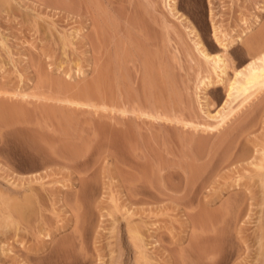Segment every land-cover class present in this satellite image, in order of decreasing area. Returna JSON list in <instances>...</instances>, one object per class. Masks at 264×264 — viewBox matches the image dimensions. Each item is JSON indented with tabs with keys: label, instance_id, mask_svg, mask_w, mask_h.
<instances>
[{
	"label": "rangeland",
	"instance_id": "rangeland-1",
	"mask_svg": "<svg viewBox=\"0 0 264 264\" xmlns=\"http://www.w3.org/2000/svg\"><path fill=\"white\" fill-rule=\"evenodd\" d=\"M176 2L181 18L167 0H0V91L41 98L0 125L23 145L0 144V264H192L193 236L202 246L217 223L208 244L221 237L232 254L222 264H264V181L255 174L264 168V88L230 106L224 86L204 89L216 75L188 32L192 24L211 55L224 51L212 22L226 41L250 27L243 41L257 35L264 46V0ZM243 41L227 50V81L253 59ZM113 104L136 111L117 143ZM229 108L234 117L218 126ZM209 158L243 160L203 168L219 174L200 188L210 203L202 207L185 187L190 165ZM132 172L146 186L140 194ZM32 179L30 190L23 180ZM227 204L238 211L226 216Z\"/></svg>",
	"mask_w": 264,
	"mask_h": 264
},
{
	"label": "bare ground",
	"instance_id": "bare-ground-1",
	"mask_svg": "<svg viewBox=\"0 0 264 264\" xmlns=\"http://www.w3.org/2000/svg\"><path fill=\"white\" fill-rule=\"evenodd\" d=\"M167 7H168V9H169V12L170 13H172V15L173 16H178V14H179V12H178V10H177V2H176V0H167ZM180 16V18L182 17L181 15H179ZM179 16H178V18H179ZM184 19V17L182 18V20ZM257 19V18H256ZM257 22H259V19H257L256 20V22H255V25H256V23ZM188 23V22H187ZM212 23H214L215 24V22H212ZM214 24H212V29H213V31H212V35H213V37L216 39H214L215 41H216V43L218 42V45L224 50L223 51V53L221 54H215V55H211V54H209L208 52H206V50H205V47H204V44H203V42H202V40L200 39V36H199V34H198V32H197V30H196V28L191 24L190 25V23H189V25H190V29L188 28L189 27V25H187L188 27V32H190L191 34H193L194 33V37L196 38V39H194V43H196L195 45V47H197V50H199L198 52H200V54L202 55V57L206 60V61H208V62H210L211 64H212V69H213V72H214V74L216 75V78H215V80H212V81H210V79L209 78H205V79H203V80H201L200 81V83H201V85L203 86V88L204 89H206V88H208V87H210L211 85H216V86H224L225 87V90H226V93H225V101H226V103L228 102V104L227 105H229L230 106V103H232L233 101H235L237 98H239V97H243L242 98V101L241 102H247V101H250V98H252L254 95H253V93L255 94V91L256 90H262V88H264V46H262V43H260V42H258L257 40H259V38H256V36L257 35H255V37L254 38H250V39H246L245 41H243L244 40V37L247 35V33L248 32H250V30H251V28L249 27V28H246L247 30H245L240 36H237V38H235V39H232V40H228V41H226L225 39H223V38H220L221 36L219 35L218 36V34H217V31H218V27H216ZM257 24H259V23H257ZM264 25V24H263ZM248 27V26H247ZM262 27V26H261ZM262 28H260V30H261ZM259 30V31H260ZM264 30V29H263ZM262 30V31H263ZM264 32V31H263ZM259 34L258 35H260L261 33L260 32H258ZM193 37V36H192ZM193 37V38H194ZM256 38V41H257V43H255L256 41L254 40ZM230 39V38H229ZM260 40H261V37H260ZM244 42V46H245V48L246 49H248V51L250 52V54L249 55H251L252 57H253V59H251V61L250 62H248L247 63V65L246 66H244V68H241V69H238V70H236V71H233V75H232V78L231 79H229L228 81L226 80V79H228L227 77H228V70H229V65H230V63H229V65H228V61H229V57H228V55H226V53H227V50H228V48H229V46L232 44V43H235V42ZM255 41V42H254ZM3 42V41H2ZM262 42V41H261ZM258 43H259V45H258ZM4 44V43H3ZM2 44V46L4 47V45ZM125 51V50H124ZM248 52V53H249ZM124 52H122V54H123ZM116 54V53H115ZM120 55V54H119ZM126 55H123V58L122 59H124V57H125ZM122 57V56H121ZM138 57H140V56H138ZM228 57V58H227ZM251 57V58H252ZM113 60V59H112ZM142 60H143V58H142ZM113 65L115 66V68L113 67V74H114V77L117 79V75H118V71H117V64H118V55L115 57V59L113 60ZM142 63V62H141ZM147 65V64H146ZM142 66V65H141ZM145 66V65H144ZM232 66V65H231ZM143 68V67H142ZM144 69V68H143ZM233 69V68H232ZM147 70V69H146ZM234 70V69H233ZM144 72V71H143ZM146 72V71H145ZM149 72V71H148ZM150 74V73H149ZM145 76H146V74H145ZM227 81V82H226ZM116 87H117V84H116ZM118 90V89H117ZM117 90H115V92L117 93ZM11 93H8V92H1L0 91V125L2 126H8V128L9 127H11V125H14V123H16L17 121H18V119L20 118L19 117V114H20V112H21V110H22V108L24 107V106H22L23 104H30L31 103V101H30V99L31 98H35L37 101H39V99H41L40 97H36V96H28V95H23V96H21V98H18V96L16 95V94H11ZM253 95V96H252ZM45 99V101H48V100H53V101H56V102H60V103H66V104H69V105H75V106H77V107H90L91 106V104L90 103H82V102H77L76 100H73V99H68V98H44ZM11 100H18L19 101V103L20 104H18V103H14V102H11ZM230 100V101H229ZM248 103V102H247ZM239 105H241V104H239ZM22 106V107H21ZM228 106V107H229ZM226 108H227V106H226ZM228 109V108H227ZM24 111V110H23ZM43 111V110H42ZM111 111H112V113H113V118L112 119H114L112 122V124H113V127H114V134H113V142L114 143H117L118 142V138H120L119 137V134H118V132H119V129H120V127H119V124L121 123V121L123 120H125L126 119V116H128L129 117V114H134L136 111L134 110V109H130V108H128L127 106H124V107H121V106H119L118 104H113L112 105V107H111ZM227 111V110H226ZM235 110H230V108H229V111L228 112H222L220 115H219V117H220V119H219V124H218V126H220V127H224L225 126V124H227L228 122H229V120H231L232 118V116L234 117V115H233V113L235 114V112H234ZM44 114H46V113H44ZM214 118V117H213ZM22 119V118H21ZM170 122H172V120L170 119ZM10 125V126H9ZM121 125V124H120ZM7 128V127H6ZM212 129V128H211ZM3 130V129H2ZM2 130L0 129V144H1V146H7V145H9V143L10 144H15V145H17V143H15L14 142V140L13 139H11V137H9V134H7V133H4V132H2ZM121 130V129H120ZM42 131V130H41ZM123 131V130H122ZM211 131H213V130H211ZM33 132V131H32ZM32 132H29L30 133V135H31V137H32ZM124 132V131H123ZM23 133H24V131H23ZM25 133H28V132H25ZM28 133V134H29ZM41 133V132H40ZM126 133V132H125ZM125 133H123V134H125ZM64 134V133H63ZM8 135V136H7ZM60 135V134H59ZM64 136V135H63ZM121 136V135H120ZM124 137V136H123ZM121 139V138H120ZM25 140V139H24ZM59 140V139H58ZM124 140H125V138H124ZM127 141V140H126ZM30 142V141H29ZM46 143V142H45ZM52 143V142H51ZM57 145V144H56ZM114 145V144H113ZM0 146V147H1ZM17 146H19V148L20 149H23V145L21 144H19V145H17ZM55 146V145H54ZM116 146V145H115ZM60 147V146H59ZM57 148V147H56ZM55 148V149H56ZM64 148V147H63ZM43 149V148H42ZM54 149V150H55ZM70 149V148H69ZM57 151V150H56ZM39 152V151H38ZM71 152V151H70ZM75 152V151H74ZM53 153V152H52ZM58 153H60V152H58ZM66 153H68V152H66ZM77 155V154H76ZM75 155V156H76ZM58 156V155H57ZM72 156V155H71ZM215 159V158H214ZM226 159V161L228 160V159H230V158H225ZM225 159H223L222 161L223 162H221V163H217V162H215L212 158H209V159H206V161H203V162H200V160L198 161V160H196V162H194L193 164H191L190 165V167H189V172L191 173H188V174H190L189 175V184H186V185H188L187 187H185V188H187V190L189 189L190 191V193L192 192V199H191V203L193 202L194 204L195 203H197V204H201V206L203 205V203H207V202H202L201 201V199L202 198H200L199 199V192H200V188L201 187H205V185L206 184H208V177H210V176H213V172L212 171H210L209 173H205V171L206 170H204L203 168H207V167H209L210 165H212V163H213V166H214V168H212V169H216V167H221V166H223V165H225V164H227V163H231V161H239V160H243V158H234V160H230V161H225ZM245 159V158H244ZM251 165V164H250ZM253 165V164H252ZM259 165V164H258ZM212 167V166H211ZM259 167V171L260 172H256L255 174L257 175V177H258V179H260L259 180V182L261 183V186H262V184H263V181H264V172H262V170L264 169L263 168V165L262 164H260L259 166H257L256 165V169ZM263 168V169H262ZM208 169V168H207ZM237 169H239V167L237 168ZM174 170V169H173ZM215 173L216 172H218V173H216V174H214V176H217L218 174H219V171H217V170H213ZM171 172H174V173H179V171H171ZM185 174V173H184ZM131 175V182H130V180L128 181V182H130V189H131V191L132 192H134V194H140V193H142L143 191H144V189L146 188V186H145V184H144V182H143V180L141 179V177L139 176V174L137 175V174H135V173H133L132 172V174H130ZM207 175V176H206ZM255 176V175H254ZM207 177V178H206ZM211 178V177H210ZM35 179V178H34ZM34 179H32V180H30V181H28L27 180V182H24L25 180H23V183H26L28 186L27 187H29V189L30 190H32L33 188V186H31V183L32 182H34L33 180ZM206 179H207V181H206ZM20 181H22V180H20ZM207 182V183H206ZM264 185V184H263ZM151 188H155V187H153V186H150ZM149 187V188H150ZM175 189H177V187L175 188ZM28 193V192H27ZM29 197V196H28ZM244 197L247 199V201L248 200H251L250 199V195L248 194V193H246V191L244 192ZM30 198V197H29ZM27 200H28V198H27ZM23 201H25V198H24V200ZM29 201V200H28ZM210 201H212V200H210ZM210 201H208V203L210 202ZM210 204V203H209ZM209 204H206V205H209ZM228 205V204H227ZM249 205H251V203L249 204ZM195 206V205H194ZM197 207H198V205H196ZM200 205H199V207H201ZM204 206V205H203ZM202 206V207H203ZM238 207V205L236 204V206H235V204L233 205V204H229L228 205V207H226L225 206V213L223 212V214H225L226 216L228 215L226 212H228V211H230V210H232L233 208L234 209H236ZM237 209H239V208H237ZM236 209V211H238ZM205 213V212H204ZM203 213V214H204ZM196 215V214H195ZM194 215V216H195ZM204 215H206V213L204 214ZM203 215V216H204ZM206 218L208 217V216H205ZM232 221V220H231ZM236 220H234V221H232V222H235ZM76 222V221H75ZM231 222V223H232ZM215 223V222H214ZM76 225H77V223L75 224V228H76ZM204 225V224H203ZM212 225H214L213 227L214 228H212V232L211 233H213V232H216V233H214L213 234V236L211 237V236H208V237H206L207 238V240L205 239L204 241H203V239L201 240V242L200 243H202V246L201 245H199V239H198V237L196 236H193L194 238V240L192 239V241H193V243H192V241H191V248H190V252H191V256H190V258H191V260L193 261H191V263L192 264H222V262L223 261H226V258L228 259L229 258V256H230V252H228L227 250H225V249H223L224 247H221L222 245H224V243H221L220 242V238L221 237H218V239H219V241H218V239H216L217 241H218V244H219V246L217 245V242H216V245H215V243H213L214 241H213V239H215V237L217 238V235L219 234V232H220V227H219V225H218V223L217 224H212ZM218 225V226H217ZM205 226V225H204ZM203 226V228H205ZM193 227H194V229H196L197 230V227L195 226V225H193ZM216 227V228H215ZM200 228V227H199ZM202 228V227H201ZM201 228H200V231H201ZM202 228V231L204 232V231H206V229L204 230ZM218 228V229H217ZM78 229V228H77ZM193 229V230H194ZM216 230V231H214V230ZM219 230V232L217 233V231ZM75 232V231H74ZM76 232H77V230H76ZM195 233H196V231H195ZM194 233V234H195ZM206 233V232H205ZM138 234V236H139V233H137ZM215 234H216V236H215ZM75 235H76V233H75ZM219 236V235H218ZM211 237V238H210ZM138 239V241H140V247H143L144 246V244L143 243H141L142 241L141 240H143V238L141 237V235H140V238L139 237H137ZM209 238H210V240H209ZM140 239V240H139ZM211 239H212V243H211V246L208 244V242H211ZM215 240V241H216ZM203 241V242H202ZM143 242H144V240H143ZM207 242V243H206ZM221 243V244H220ZM139 244V243H138ZM143 244V245H142ZM207 244H208V246H210L209 248H208V246H207ZM53 245V244H52ZM63 245V244H62ZM142 245V246H141ZM44 246V245H43ZM45 246H46V244H45ZM199 246H200V248H199ZM225 246H226V244H225ZM48 247V246H47ZM139 247V245L137 246V248ZM227 248L229 249V247L227 246ZM40 249V248H39ZM48 249V248H47ZM143 248H141L140 250H142ZM199 249H200V252H199ZM6 250V249H5ZM4 250V252H7L8 250H6L5 251ZM65 250V249H64ZM63 250V251H64ZM139 250V251H140ZM39 251V250H38ZM51 251V250H50ZM232 251V250H231ZM37 252V251H36ZM35 252V253H36ZM40 252V251H39ZM44 252V251H43ZM53 252V251H52ZM144 252V251H143ZM143 252H140L141 254H144ZM41 255V254H40ZM54 255V254H53ZM232 255V254H231ZM56 256V255H55ZM144 256H145V254H144ZM61 258V257H60ZM67 259V258H66ZM229 260V259H228ZM69 261V260H68ZM71 262V261H70ZM74 262V261H73ZM227 262V261H226ZM225 262V263H226ZM66 263V262H65ZM75 263V262H74ZM79 263V262H78ZM56 264V263H55ZM71 264V263H70Z\"/></svg>",
	"mask_w": 264,
	"mask_h": 264
}]
</instances>
